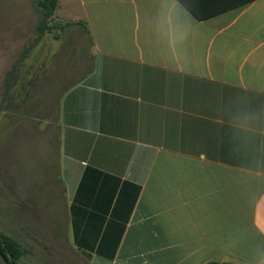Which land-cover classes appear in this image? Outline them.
<instances>
[{"label":"crops","instance_id":"0c3cea01","mask_svg":"<svg viewBox=\"0 0 264 264\" xmlns=\"http://www.w3.org/2000/svg\"><path fill=\"white\" fill-rule=\"evenodd\" d=\"M56 15L88 27L91 69L48 128L56 196L13 203L54 219L0 228L21 264H264V0Z\"/></svg>","mask_w":264,"mask_h":264},{"label":"rangeland","instance_id":"374dc122","mask_svg":"<svg viewBox=\"0 0 264 264\" xmlns=\"http://www.w3.org/2000/svg\"><path fill=\"white\" fill-rule=\"evenodd\" d=\"M37 2L0 0V228L4 229L17 219L30 229L41 220L54 219L49 208L18 213L13 203L31 196L43 203L56 196L58 188L51 182L54 139L48 128L57 122L64 92L91 69L86 25L63 22L55 11V21L41 33ZM5 191L10 193L7 198Z\"/></svg>","mask_w":264,"mask_h":264},{"label":"trees","instance_id":"16d2710c","mask_svg":"<svg viewBox=\"0 0 264 264\" xmlns=\"http://www.w3.org/2000/svg\"><path fill=\"white\" fill-rule=\"evenodd\" d=\"M58 0H38L37 7L40 15L38 30L43 33L44 29L49 27L50 21H55V11ZM63 28V27H61ZM49 29V28H48ZM88 30V27L86 26ZM89 32V31H88ZM0 249L6 257L9 264H19L23 250L17 240L0 230ZM215 264V263H213ZM231 264V263H224Z\"/></svg>","mask_w":264,"mask_h":264},{"label":"water","instance_id":"95a60500","mask_svg":"<svg viewBox=\"0 0 264 264\" xmlns=\"http://www.w3.org/2000/svg\"><path fill=\"white\" fill-rule=\"evenodd\" d=\"M0 264H9L1 249H0Z\"/></svg>","mask_w":264,"mask_h":264}]
</instances>
